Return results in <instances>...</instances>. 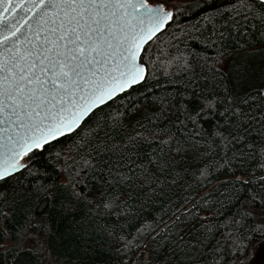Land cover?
I'll list each match as a JSON object with an SVG mask.
<instances>
[{"label": "trees", "instance_id": "obj_1", "mask_svg": "<svg viewBox=\"0 0 264 264\" xmlns=\"http://www.w3.org/2000/svg\"><path fill=\"white\" fill-rule=\"evenodd\" d=\"M215 3L230 6L229 0ZM227 15L214 21L224 38L208 47L189 38L201 35L191 30L193 25L201 29L200 16L192 10L178 14L146 46V81L31 160L33 176L21 171L19 184L14 179L0 187L13 205L3 209L9 217L0 224L13 238L30 233L27 239L38 245L33 248L38 264H148L150 257L153 264H238L264 238V204L250 197L260 193L264 199L259 183L264 171L254 170L264 163L259 155L264 123L242 124L232 132L242 138L225 147L215 136L217 121L224 125L222 105L196 125L188 119L204 98L225 95L220 74L210 70L217 59L232 61L264 46L258 21L250 18L234 31L223 26ZM181 55L191 68L173 59ZM253 111L258 118L262 114L255 106ZM206 166L207 175L201 176L199 169ZM238 176L255 182L247 189L222 183ZM37 181L51 185L54 195L22 198L23 189ZM0 264H12L11 257Z\"/></svg>", "mask_w": 264, "mask_h": 264}, {"label": "snow or ice", "instance_id": "obj_2", "mask_svg": "<svg viewBox=\"0 0 264 264\" xmlns=\"http://www.w3.org/2000/svg\"><path fill=\"white\" fill-rule=\"evenodd\" d=\"M229 3L225 9L217 6L215 0H190L184 4L172 0H0V187L14 179L19 184L21 171L33 176L31 160L64 136L75 134L118 93L146 81V46L178 14L192 10L200 16L197 23H202L201 29L193 25L191 30L201 35L189 38L208 47L224 38V32L216 29L214 21L225 13L228 15L223 26L231 30L245 27L250 18L264 27V0H229ZM217 51L218 56L224 55ZM257 56L261 61L259 67L255 63ZM173 59L191 68L183 55ZM210 70L220 74L225 95L223 99L204 98L199 111L189 114L188 119L196 125L202 116L216 114L218 105H222L223 112L219 114L228 127L217 121L215 136L227 147L232 140L242 138L232 136L242 124L264 123V46L246 53L239 61L222 63L217 59ZM257 80L258 86L253 87ZM253 106L261 110L259 118ZM222 127L228 136L219 130ZM259 155L264 158V148ZM240 159L242 162L243 158ZM173 163L179 166L178 162ZM255 168L264 171V163ZM199 171L206 176L207 166ZM254 182L253 177H237L222 183L247 189ZM259 183L264 189V180ZM51 187L39 181L30 182L21 196L51 198L54 195ZM250 197L253 202L264 204L260 193H250ZM0 200L4 201L0 203V219L7 220L9 212L3 209H12L13 205L7 203L4 192H0ZM111 206L104 204L105 208ZM261 211L264 213V209ZM28 219L31 222L32 217ZM29 235L24 230V237L13 238L8 228L0 224V249H3L0 261L10 256L12 264H38L33 256V248L38 245L29 242ZM43 251L40 247V252ZM148 264H153L152 257Z\"/></svg>", "mask_w": 264, "mask_h": 264}, {"label": "rangeland", "instance_id": "obj_3", "mask_svg": "<svg viewBox=\"0 0 264 264\" xmlns=\"http://www.w3.org/2000/svg\"><path fill=\"white\" fill-rule=\"evenodd\" d=\"M172 2L173 3L184 4V3L190 2V0H172ZM245 54L246 53H244V54H236L235 56H233V60L239 61L240 58L243 57ZM255 63L257 64L258 67L260 66L261 61H260V57L259 56H257L255 58ZM258 84H259L258 80L254 81L253 82V87L258 86ZM238 177L242 178L241 176H238ZM144 257H145V259H147L148 258V253H145ZM238 264H264V238L259 240L258 242H256L253 245V247L251 248V250L249 251V253L245 257H243L239 261Z\"/></svg>", "mask_w": 264, "mask_h": 264}, {"label": "water", "instance_id": "obj_4", "mask_svg": "<svg viewBox=\"0 0 264 264\" xmlns=\"http://www.w3.org/2000/svg\"><path fill=\"white\" fill-rule=\"evenodd\" d=\"M164 30H165V29H164ZM164 30H163V31H164ZM163 31H162V32H163ZM159 34H160V33H157V35H159ZM154 38H155V37H153V39H154ZM149 43H150V42H149ZM141 83H142V82H141ZM141 83H139V84H141ZM137 85H138V84H137ZM128 90H129V89H128ZM128 90H126V91H128ZM126 91H125V92H126ZM123 93H124V92H123ZM123 93H118V94H117V97H118L119 95L123 94ZM117 97H116V98H117ZM114 99H115V98H114ZM114 99H113V100H114ZM111 101H112V100H111ZM111 101H108V102L106 103V105H107L108 103H110ZM103 106H105V105H103ZM101 107H102V106H101ZM68 135H70V134H68ZM66 136H67V135H66Z\"/></svg>", "mask_w": 264, "mask_h": 264}]
</instances>
